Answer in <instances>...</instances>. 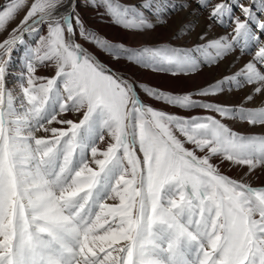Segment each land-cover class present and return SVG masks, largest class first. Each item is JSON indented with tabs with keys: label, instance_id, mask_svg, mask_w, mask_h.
<instances>
[{
	"label": "snow or ice",
	"instance_id": "snow-or-ice-1",
	"mask_svg": "<svg viewBox=\"0 0 264 264\" xmlns=\"http://www.w3.org/2000/svg\"><path fill=\"white\" fill-rule=\"evenodd\" d=\"M21 12L0 40V264H264V0H0V35ZM85 43L174 82L234 70L176 92Z\"/></svg>",
	"mask_w": 264,
	"mask_h": 264
},
{
	"label": "rangeland",
	"instance_id": "rangeland-1",
	"mask_svg": "<svg viewBox=\"0 0 264 264\" xmlns=\"http://www.w3.org/2000/svg\"><path fill=\"white\" fill-rule=\"evenodd\" d=\"M120 3L122 4H129V3H138L139 0H119ZM23 12H21L15 20L7 24V31H5L2 35H0V40H2L5 36H7L8 32H10L13 28L16 27V25L19 23V20L23 16ZM205 15L202 14L198 17V20L196 22V26L194 30L192 31V34L188 36L187 40L181 41L180 43L185 44L186 46H191L196 40H197V34L201 33L204 30L205 27ZM83 16L85 19L86 24L88 25L89 29L92 31H95L98 33L100 36L112 40L115 42H123L126 45L130 44H136L139 42V39H134L132 36H130L127 32L121 30L119 27L111 23V21L105 17L101 19L94 11L92 10H87L83 12ZM185 19V14L184 13H178L176 16H173L170 18L168 26L165 27H160L155 33L151 35L148 39L151 43H156V42H167L170 37L172 36L173 31L180 26L181 21ZM188 19H193L192 17H188ZM219 29H216L213 33L210 35H215L219 33ZM81 43H84L81 41ZM85 47L89 48L90 51H92L102 62L109 64L111 67H113L115 70L122 72L134 79H137L142 82H147L152 85H159L164 88L180 92L182 91L179 87H177L180 84V81H171L166 77L157 75V74H152L145 72L142 69L134 68V67H129L127 64L120 62L117 63L115 61H112L110 57L103 53L101 50L95 48V46L90 45L85 43ZM247 59V57H245ZM239 66V63L236 64V67ZM22 58L19 54H17L14 57V63L12 65V78L13 81H15L16 78L19 77L21 70H22ZM233 65L229 62L222 63L219 68L216 69V71H208L205 70L201 75L197 76L194 80H182L184 82L189 81L188 89L191 90L198 85L203 84L206 81L212 80L214 77H218L221 73L224 72H230L233 71ZM161 80V81H160ZM164 82L162 84L159 83ZM10 86H15L13 82H10ZM244 93L241 92L239 95L236 96H226L223 97L222 100L224 102H237L240 99V96H242ZM260 101H257V106H259ZM159 107V105H156ZM243 131V129H241ZM255 134L257 135H264V133L261 132L259 128H256L253 130ZM226 174L238 178L240 175L239 170H228L225 169ZM251 183L254 186H261L264 185V174L258 173L256 177H253L251 180Z\"/></svg>",
	"mask_w": 264,
	"mask_h": 264
},
{
	"label": "bare ground",
	"instance_id": "bare-ground-1",
	"mask_svg": "<svg viewBox=\"0 0 264 264\" xmlns=\"http://www.w3.org/2000/svg\"><path fill=\"white\" fill-rule=\"evenodd\" d=\"M161 81V80H160ZM159 81V83L160 84H162V83H164L163 81L162 82H160ZM190 83H189V81L188 82H184V81H180V84L177 86V87H179L181 90H187L188 89V85H189Z\"/></svg>",
	"mask_w": 264,
	"mask_h": 264
}]
</instances>
